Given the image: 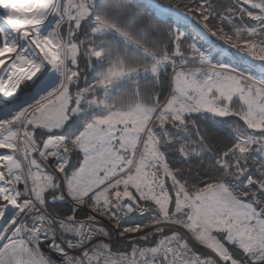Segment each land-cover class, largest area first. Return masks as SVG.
I'll list each match as a JSON object with an SVG mask.
<instances>
[{"label": "snow or ice", "instance_id": "1", "mask_svg": "<svg viewBox=\"0 0 264 264\" xmlns=\"http://www.w3.org/2000/svg\"><path fill=\"white\" fill-rule=\"evenodd\" d=\"M0 264H264V0H0Z\"/></svg>", "mask_w": 264, "mask_h": 264}]
</instances>
